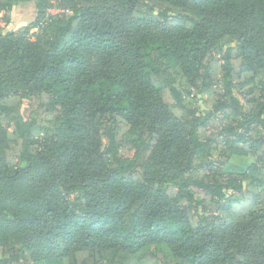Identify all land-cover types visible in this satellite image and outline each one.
Wrapping results in <instances>:
<instances>
[{"label": "trees", "instance_id": "obj_1", "mask_svg": "<svg viewBox=\"0 0 264 264\" xmlns=\"http://www.w3.org/2000/svg\"><path fill=\"white\" fill-rule=\"evenodd\" d=\"M32 1L0 26V264H264V0Z\"/></svg>", "mask_w": 264, "mask_h": 264}, {"label": "rangeland", "instance_id": "obj_2", "mask_svg": "<svg viewBox=\"0 0 264 264\" xmlns=\"http://www.w3.org/2000/svg\"><path fill=\"white\" fill-rule=\"evenodd\" d=\"M66 13L63 11L55 1L52 0V8L49 9L46 14L48 18H52L57 15ZM67 14H69L67 12ZM36 17L35 4L32 0H26L23 3L18 4L9 12H0V26L2 29V34H7L10 32H23L25 29L32 27ZM41 32L35 28L30 29V33L27 35L32 40H35ZM237 99L242 101L243 93L240 90L234 91ZM192 104L199 112H204L210 110L211 108V98L206 95H201L197 99L192 100ZM28 107V101H23L21 112ZM253 162L250 157H233L231 158L228 170L230 172H239L245 170V168Z\"/></svg>", "mask_w": 264, "mask_h": 264}]
</instances>
